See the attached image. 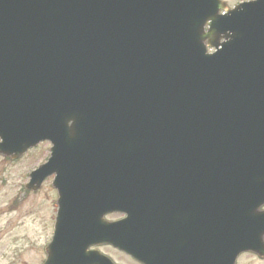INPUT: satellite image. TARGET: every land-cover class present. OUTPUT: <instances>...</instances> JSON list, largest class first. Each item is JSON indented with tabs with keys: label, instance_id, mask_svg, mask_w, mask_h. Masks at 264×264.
Returning a JSON list of instances; mask_svg holds the SVG:
<instances>
[{
	"label": "water",
	"instance_id": "obj_1",
	"mask_svg": "<svg viewBox=\"0 0 264 264\" xmlns=\"http://www.w3.org/2000/svg\"><path fill=\"white\" fill-rule=\"evenodd\" d=\"M222 9L0 0V153L53 144L29 184L56 173L47 264L90 261L80 243L71 251L75 226L136 210L140 163H191L223 225L264 224V0Z\"/></svg>",
	"mask_w": 264,
	"mask_h": 264
},
{
	"label": "flooded vegetation",
	"instance_id": "obj_2",
	"mask_svg": "<svg viewBox=\"0 0 264 264\" xmlns=\"http://www.w3.org/2000/svg\"><path fill=\"white\" fill-rule=\"evenodd\" d=\"M167 199L169 210L163 212L161 219L157 218L156 220L157 224L166 222V225L148 226L147 228L124 226L121 228L122 243L142 247L144 260H139L124 251H118V264H149L146 262L147 260H151L152 264H157V261L164 260V257L166 264H264V233L247 244L245 246L247 250L243 249L238 252L236 250L239 246L237 241L224 240L222 233L232 230L230 228L187 225L188 219L184 217L187 213L179 218L165 220V216L175 208L173 200ZM123 217L125 215L119 213L110 215L112 219H122ZM143 229L149 233L141 234L140 231ZM251 230L259 231L261 228L254 227ZM232 247L235 249L231 254ZM102 248L106 249L109 254H116L115 249L110 246ZM230 255L231 257H229Z\"/></svg>",
	"mask_w": 264,
	"mask_h": 264
},
{
	"label": "rangeland",
	"instance_id": "obj_3",
	"mask_svg": "<svg viewBox=\"0 0 264 264\" xmlns=\"http://www.w3.org/2000/svg\"><path fill=\"white\" fill-rule=\"evenodd\" d=\"M225 1L232 7L238 0ZM47 146L40 144L17 162L0 155V264H38L44 255L42 246L51 236L57 195L50 181L38 193L25 191L23 185L28 172L48 156Z\"/></svg>",
	"mask_w": 264,
	"mask_h": 264
},
{
	"label": "bare ground",
	"instance_id": "obj_4",
	"mask_svg": "<svg viewBox=\"0 0 264 264\" xmlns=\"http://www.w3.org/2000/svg\"><path fill=\"white\" fill-rule=\"evenodd\" d=\"M181 166L182 165L174 166V167H172V170H177ZM140 173H141L140 171H137V176L140 175ZM158 181H159V184L162 185V182L160 181V179ZM183 185H184V182L180 181V182H178L176 184H173L172 187L173 188H181ZM164 192L165 191H163V193ZM189 207H190L189 203H186V202H183V201H178L176 206H175V208H173L165 216V220L166 219L168 220V219H171V218L174 219V218L181 217L182 215H184L185 213L188 212ZM162 217H163V210H162L161 200H159L156 203H154L152 208H150L149 215L147 216V218L143 219V222H145L146 220L150 221V223H149L150 226L166 225V222L159 223V224L156 223L157 218L161 219ZM202 219H203V213H199L198 212V207L195 208L194 212H193V221H194V223L198 224ZM151 233H154V232H151ZM234 249H235V247H232L231 254L233 253ZM229 257H231V255Z\"/></svg>",
	"mask_w": 264,
	"mask_h": 264
}]
</instances>
